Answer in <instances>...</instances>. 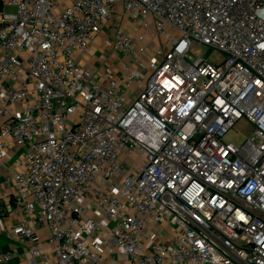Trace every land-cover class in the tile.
Instances as JSON below:
<instances>
[{"label":"built area","instance_id":"built-area-1","mask_svg":"<svg viewBox=\"0 0 264 264\" xmlns=\"http://www.w3.org/2000/svg\"><path fill=\"white\" fill-rule=\"evenodd\" d=\"M0 2L4 211L25 264H104V246L127 264H264V0ZM105 26L98 76L76 55Z\"/></svg>","mask_w":264,"mask_h":264},{"label":"crops","instance_id":"crops-1","mask_svg":"<svg viewBox=\"0 0 264 264\" xmlns=\"http://www.w3.org/2000/svg\"><path fill=\"white\" fill-rule=\"evenodd\" d=\"M125 24L128 31L132 30L133 25L130 22L127 21ZM113 38L112 32L105 26L97 39L90 45L89 49L82 54L76 55L85 69H93L98 76L101 75L103 65L111 55ZM12 156L13 152H9L5 158L0 160V253L7 250L18 249V254L14 257L12 263L25 264L24 260L27 257L25 249L18 246L12 239L9 231V227L13 223V218L6 215L4 211L5 202L11 197L13 192L12 184L8 179L12 167ZM148 231L151 238L160 241L168 240L176 233L175 228L170 224H151ZM100 256L104 264H127L123 256L111 247L108 248L104 246Z\"/></svg>","mask_w":264,"mask_h":264},{"label":"rangeland","instance_id":"rangeland-1","mask_svg":"<svg viewBox=\"0 0 264 264\" xmlns=\"http://www.w3.org/2000/svg\"><path fill=\"white\" fill-rule=\"evenodd\" d=\"M14 7H7V11L14 12ZM160 38L158 37L157 40ZM157 47L159 45L156 44ZM192 57H203L206 58L212 64H220L225 61L226 54L218 49H210L204 44H197L191 48ZM160 57H162L160 55ZM253 128L247 122H241L235 126V128L227 135V139L234 143L240 144L244 138H248L252 135Z\"/></svg>","mask_w":264,"mask_h":264},{"label":"trees","instance_id":"trees-1","mask_svg":"<svg viewBox=\"0 0 264 264\" xmlns=\"http://www.w3.org/2000/svg\"><path fill=\"white\" fill-rule=\"evenodd\" d=\"M0 9H2V4H1V2H0Z\"/></svg>","mask_w":264,"mask_h":264}]
</instances>
